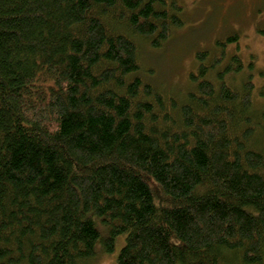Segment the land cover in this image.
Wrapping results in <instances>:
<instances>
[{
  "label": "trees",
  "instance_id": "16d2710c",
  "mask_svg": "<svg viewBox=\"0 0 264 264\" xmlns=\"http://www.w3.org/2000/svg\"><path fill=\"white\" fill-rule=\"evenodd\" d=\"M182 10L0 0V264H88L94 215L118 264H264V82L225 48L183 97L140 75Z\"/></svg>",
  "mask_w": 264,
  "mask_h": 264
},
{
  "label": "rangeland",
  "instance_id": "374dc122",
  "mask_svg": "<svg viewBox=\"0 0 264 264\" xmlns=\"http://www.w3.org/2000/svg\"><path fill=\"white\" fill-rule=\"evenodd\" d=\"M183 8L184 24L173 30L161 48L139 40L142 70L140 75L170 94L184 96L191 89V71L198 64L196 52L209 50L210 57L225 48L228 63L231 54L238 53L245 63L243 73H250L257 88L264 82V0H178ZM237 39L226 42L228 36ZM252 60V69L248 62ZM241 73V76L244 74ZM240 78V76H239ZM190 86V87H189ZM101 239L96 255L88 264H118V255L126 243L125 235H117L115 247L108 251L104 243L109 231L94 215Z\"/></svg>",
  "mask_w": 264,
  "mask_h": 264
}]
</instances>
